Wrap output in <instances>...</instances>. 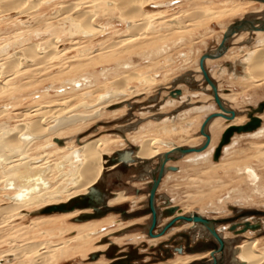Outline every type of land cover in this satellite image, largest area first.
<instances>
[{"label":"rangeland","instance_id":"obj_1","mask_svg":"<svg viewBox=\"0 0 264 264\" xmlns=\"http://www.w3.org/2000/svg\"><path fill=\"white\" fill-rule=\"evenodd\" d=\"M168 1H173V5L164 6L165 8L153 5L146 6L145 10L147 12L167 11L153 18L145 29L139 30L140 34L133 37L131 42L130 40L121 41L122 37H125L122 36V33L132 24L124 23L119 13L112 16L101 13L95 19L96 25L108 26L105 35L97 34L89 37L79 29H72L70 21L61 15L60 11L63 6L76 3L78 0H49L34 15H18L16 13L5 16L0 15V84L6 86L0 91V139L13 133L20 125H30L36 117V109L43 108L42 111H44L46 109L51 110L50 108L53 107L66 108L58 112L59 114L57 112H46L43 115L47 126L53 128V130H60L36 145L37 148L43 142L49 140L54 143L55 148H60V151L48 157L44 152L42 155H37L42 150L38 148L39 151L29 150L20 155L6 149L0 153V167H10L21 162H27L30 157H42L43 162H48L47 165L54 164L63 159V155L65 156L70 152L66 148L81 145L105 135L122 137L127 132L135 134L136 130L142 127L141 131L145 134L141 135L136 140L137 142L131 144L138 146L142 141L153 137L161 140L162 142L157 141L156 145L163 147L174 143V141H180L181 145L184 146H195V144L204 140L200 138V126L206 116L199 114L196 107L206 105L211 108L209 105H216V103L211 97L212 91H205L206 82L203 81L200 71H197L200 57L207 51L218 47L228 24L236 22L247 15L255 14L260 5L248 4L241 2V0H158L157 3L162 4ZM227 2L232 4L241 3L245 8L241 11L227 13L219 20L208 21L205 18L210 12H221L231 7V5H223ZM197 4L201 7V11H204L207 15L204 18L188 21L189 23L186 22L188 27L186 24H181V27L184 25V28H180V24L176 21L169 20L175 15H187ZM163 16L165 19H162ZM156 21L159 23H156ZM50 23H52L51 26ZM253 37L256 39L257 36L254 35ZM52 40L56 41L57 48L62 50V55L60 53L59 58L57 55H52L49 56L50 60L47 57L44 62L36 65L32 58L25 55L23 49L30 46V44L31 46L34 44L39 46L36 47L37 53L52 50ZM247 40L248 35L245 36L243 42L232 44L234 49L230 53V57L211 63L209 65L210 69L218 70L219 66H227L233 62L238 64L243 55L255 46V42H252L251 45ZM114 44L117 46L106 49ZM100 54L101 56H99ZM16 57H21L20 72L10 75L6 71L4 63ZM52 57H54V60ZM48 60L49 62H47ZM128 65L131 66L127 67ZM236 67L242 74L245 73L241 65ZM135 73L151 77V82L147 83L141 79L130 81L127 85L129 90L125 95H118L111 98L106 104H99L97 97L98 94L102 93L103 88L117 87L116 82L122 77L131 76ZM189 74L196 79L193 84L186 81ZM260 80L261 78L254 79L252 83L251 79L237 80L230 74L223 76L221 79L224 95L235 94L238 97V107L236 108L240 118L243 119L240 123L250 121L248 112L251 109L259 108L264 101V80ZM74 81L80 82L81 85L77 86ZM114 89L116 90V88ZM203 89L204 91H202ZM93 90L97 93H94ZM91 91L94 94H91ZM199 91L204 92V94L196 95ZM179 92L181 93L180 98L176 97ZM172 95H175V97ZM84 96L87 97L82 99ZM109 103L110 105L105 107ZM216 108L209 110L215 111ZM93 109H99L102 115L90 118V120L78 121L70 126V120H75L82 115H91L94 113ZM117 109L119 110L117 111ZM257 115L262 119V124L254 132L259 131L264 126V112L257 113ZM173 116H176L175 119ZM159 117L163 120L158 119ZM56 119L58 120L56 121ZM162 122L164 123L162 124ZM187 122L193 123L191 128L188 127ZM164 124L165 126L167 124L169 129L174 127L179 131H184V128L189 130L185 129V133H179L182 138L178 137L180 139L177 140L175 135H164L161 129L157 130ZM225 125L226 122L222 121L218 127L219 131L217 129L214 134L217 135L215 136L216 144L222 136L221 131L225 129L221 126ZM121 126L122 128L127 127V130L121 129ZM122 130L124 131L122 132ZM250 133L252 132L236 133L232 139L236 137L240 139L238 144L235 145V149H232L229 155L221 156L219 161L213 162V157L211 160L199 164H187L178 161L179 168L170 172L173 176L159 189L160 201L162 202L163 195H168L173 198L172 204H176V206L178 204L179 209L185 212L202 211L207 217H228L234 213V208L244 207L249 208V211L264 209V134L256 137L255 134L251 136ZM52 137H56L62 142L52 141ZM33 147L35 148V145ZM129 147V143H126V147L115 145L114 150L105 155L111 156V154L118 151V148L128 149ZM138 151L135 152L134 156ZM157 156L150 158L151 160L139 161L142 162L141 164L151 161L149 164L151 165L150 169L153 171L158 163ZM107 162L105 160V163ZM247 165L255 168L261 176L260 191L251 186L247 174L241 173V169ZM133 166L136 167L138 164ZM130 172L131 168L125 172L120 180L116 178L118 183L115 188H119V186L131 188L126 178ZM135 179H138V176ZM149 179H145L140 187L148 186L146 181H149ZM1 186L7 188V182H2ZM12 191L15 192L4 196L2 195L3 192H0V209L8 206L9 201L15 203L12 197L18 191L13 188ZM127 205L129 207V204ZM25 213L28 214V212ZM110 215L108 218L105 217L107 220L105 224L119 220L120 216ZM33 221L32 215L29 214L28 216L16 218L7 224L0 223V264H40L35 254L32 255L26 253L25 250L22 251L24 247H27V244L49 242L59 244L76 235L78 231V227H75L76 224L68 217L58 218L54 223L43 225L41 228H26L32 225ZM10 227H14V230ZM49 230H51L50 233ZM113 239L111 238V240ZM149 239L142 240L149 243ZM100 240L99 238L96 242L94 239L85 250L67 259L57 261L55 260L56 256L53 255L54 259L50 258L51 262L49 261L48 264L94 263L95 261H89V256L92 254L90 251L99 246L97 243ZM104 240L107 242V239ZM104 240H101L103 244L105 243ZM128 241L130 242L127 243ZM119 243L121 247L128 244L135 246L141 244H137L138 242L136 244L132 243L131 240L125 242L120 240ZM155 244H157L156 241L152 245ZM261 244L264 245V242ZM44 250H40V253H43ZM99 251L103 250H96V252ZM143 262L151 264L148 259L143 260ZM261 264H264V262Z\"/></svg>","mask_w":264,"mask_h":264},{"label":"bare ground","instance_id":"obj_2","mask_svg":"<svg viewBox=\"0 0 264 264\" xmlns=\"http://www.w3.org/2000/svg\"><path fill=\"white\" fill-rule=\"evenodd\" d=\"M48 1L49 0H0V15L5 16V15L12 14V13H16L18 15H23V14L34 15L35 12L37 10L39 11V9L42 8L43 4H45ZM157 2L158 0H92V1L78 0V2L76 3H71L69 5L63 6L60 12H61V15L65 16V18L68 21H70V26L72 29L74 30L79 29L85 34H87L89 37H91L90 35H97V34L101 35L105 33L106 28L108 26H102V25L95 24V19L101 13L108 14L109 16L119 13L120 18L122 19L124 23L128 25L132 24V26H128V29H126L122 33L123 35L121 34L122 36H125V37H122L121 41L124 42V41L130 40L131 42V39L133 37L140 34L138 32L139 30L145 29L151 23L153 18H156L157 16H160L164 12L167 11V10L166 11L158 10L156 12H147L145 10L147 5H153L156 7H164V6L173 5L172 3L173 1L164 2L162 4H158ZM241 2H246L252 5L253 3H255V4H259L260 6L258 9H256L255 14L247 15L244 18H241L239 20L250 18L260 23L264 21V2H260L256 0H241ZM223 5H226V6L231 5V7L226 8V10L221 11V12H210L209 11L210 13L207 16L204 13V11H201L200 9L201 7H199V4H197L195 5V7H193V9H191V11L187 15L186 14L185 16L175 15V16H172L171 19L169 18V20L176 21V23L180 24V28H184V25L183 27H181L182 26L181 24H186V22L193 21L195 19L204 18L205 15L207 16L205 18H207L208 21H214V20H219L224 15H227V13H232L233 11H241L242 9L245 8V6L242 5L241 3L232 4V3L227 2V3H224ZM88 8H90V10H88ZM163 18L164 16L162 17V19ZM157 22L158 21H156V23ZM233 23H230L226 26L224 33L227 31L229 26H231ZM51 25L52 23H50V26ZM246 35H248L247 42L249 44H251L252 42H255V46L250 48L249 51L243 55V57L239 60L238 64L236 62H233L227 66H219L218 70L216 69L212 71L209 69V65L211 63H214L221 59H226V58L228 59L230 57V53L234 49V47H232V44H236V42H240V41L243 42ZM254 35L257 36L256 39L255 37H253ZM34 45L31 46L30 44V46L24 47L23 50H24L25 55L27 57L32 58L36 65L44 62L45 58L49 56L51 57L52 55L53 56L57 55L58 57L59 54L62 52V50H59L57 48L58 46L56 45V41H53V40H52V46H51L52 50H46L45 51L46 53L45 52L37 53L38 52L37 48L39 46L38 45L34 46ZM116 46L117 45L114 44L113 46L111 45L107 47L106 49H111ZM216 49L207 51V52L212 53V52H215ZM99 53H102V52H99ZM99 56H101V54ZM50 57H49V60H50ZM53 58L54 57H52V59ZM49 60L47 62H49ZM20 64H21V57H16L15 59L6 61L4 63V65L6 66L5 67L6 71L9 72L10 75H15L18 71L20 72V69H19ZM238 65L242 66L245 72L244 74H242L240 70L236 67ZM129 66L131 65H128L127 67ZM205 66L208 72L210 73L211 77L216 81L218 88H219L220 96L222 100L224 101L225 106L229 109L235 110L236 116L233 120H228L223 117H218L210 122V124L208 125V133L212 136V140H211L210 146L205 151L194 152V153L187 154L185 156H179L177 154L171 155L173 159L170 160L166 165V172H165V176L163 180H165V178L169 176L171 171L173 172V169L179 168L177 165L178 161L180 162L181 160L185 159L187 160L188 163L199 164L201 162H207L211 160L212 156H213L214 161H219L222 155H229L231 150L235 149L234 147L236 144H238L239 142L238 140L240 139L238 137H236L235 139H232L233 138L232 137L231 141L228 144L224 145L219 158L216 160L215 158L216 152L222 141L225 131L231 126H234V125L240 126V125L247 124L249 122L248 121L247 123H244V122L240 123V121H243V119L240 118L239 116L240 114L236 108L238 107L237 105L238 97H236L235 94L224 95V92L222 91L221 79L223 78V76L230 74L234 79H237V80L238 79H247V80L251 79L252 83L254 79L261 78V80L262 79L264 80V31L244 30L239 33H236L228 41L227 52L220 58L207 59L205 62ZM197 71H200L203 77V81L206 82L203 72L200 67V60H199V66H198ZM136 79L145 80V82L147 83L151 82L150 80L151 77H148L146 75L136 74V73L131 76L128 75L127 77H122V79H120L119 81L117 80L118 82H116L117 87H114L116 88V90L114 88H109V89L103 88L104 90H101L102 93L98 94L99 96L97 97L99 99L98 101L100 102L99 104H106L113 97H116L118 95H125L127 93V90H129V86H127L128 82L136 80ZM194 80L196 79L193 78L191 74H189L188 77L186 78V81L192 84ZM76 84L77 86L81 85L80 82L79 83L76 82ZM205 86H206L205 91H212L211 86L207 82ZM4 87L6 86H4L3 84H0V91H2ZM96 90H99V89H96ZM202 91H204V89ZM95 92L97 93V91H94V93ZM90 93L94 94L92 93V91ZM82 94L84 95V93ZM197 94L201 95V94H204V92L199 91L196 93V95ZM180 95L181 93L179 92L177 93L176 97L180 98L179 97ZM211 95H212L211 97H213L214 99L213 91ZM86 97L87 96H84L82 97V99L83 98L85 99ZM173 97H175V95ZM214 103H216L215 99H214ZM79 104H83V103H79ZM109 105L110 103L107 104L105 107ZM209 106L214 109L215 107L217 108L215 111H211L209 110L211 108H208V106L206 105H198V107H196V111L199 114L201 113L202 115L206 117L214 112L220 111L217 103L216 105L210 104ZM42 109L43 108L35 110L36 117L30 123V125H20L18 126V129L16 128H15L16 130L14 129L15 131H13V133H10L7 137L0 139V153L8 149L9 151L20 155V154L26 153L29 150L30 151L37 150L38 148L42 150L38 152L37 155H42V153L44 152L46 153L45 155L49 157V156H52L54 153L60 151L59 150L60 148H55V145H53L54 143L49 140H46L45 142H43L39 146L40 148L39 147L36 148V145L39 144L41 140H44L47 137L50 138V136H53L55 132L60 130V129L53 130V128H50L49 126H47V123L44 122L43 115H45L46 112L47 113L48 112L58 113V112L65 110L66 108L65 107H62V108L53 107V108H50L51 110L46 109L44 111H42ZM118 110L119 109H117V111ZM93 112L94 113L91 115H87V116L82 115L81 117H78L75 120H72V121L70 120V123H69L70 126L78 121H85L88 119L90 120V118L100 117L102 115L99 109H96ZM263 112L264 110L260 111L259 108L253 109V110L251 109L248 112V118L250 119V121L252 120L253 117L260 118V116H258L257 113H263ZM252 113L254 114L252 115ZM160 117L158 119L163 120ZM175 117L176 116H173L174 119ZM57 120L58 119H56V121ZM222 121L226 122V125H225L226 127L221 126L222 128L224 127L225 129L221 131L222 136L220 140H218V145L216 146L215 136L217 135H214V134L216 130L218 129L219 124L222 123ZM163 123L164 122H162V124ZM187 124H188V127L190 128L193 125L192 122H187ZM121 129L127 130V127L122 128L121 126ZM141 129H137L135 134L134 133L131 134L127 132L128 134L126 133L125 135H122V137L120 136L114 137V136L105 135L95 140L87 141L86 143H83L81 145H75L74 147L66 148L67 150H70V152L66 154L65 156L63 155L62 157L63 159L59 161L56 160L58 162H55L54 164L51 163L50 165L49 164L47 165L48 162L47 161L43 162L42 157H35V158L30 157V159L27 162H21L20 164H15L10 167H7V166L3 168L0 167V192H3L2 195L3 196L7 194L11 195L12 193H14L15 191H12V188L18 191V193L14 197H12V200L15 203H12L11 201L8 200L10 204L0 209V223L1 224H7L9 222H12L16 218L24 217L25 215L28 216L30 214L32 215L34 221L32 225L26 228H29V227L31 229H34L36 227L41 228L43 225L52 224L54 223L55 220H57L58 218H62V217L70 218L72 222L76 224L75 227H78L79 232L77 231L76 235L69 237L68 239L62 241L59 244H54L51 242L32 244V245L27 244L26 245L27 247H24L22 251L25 250L26 253H31L32 255L35 254L40 264H48L50 261V258L54 259L52 257L53 255L56 256L55 260L57 261H60L61 259H67V258L73 257L75 254L80 253L83 250H85L87 247H89L94 239L97 242L98 239L100 238L101 240L107 239V242L106 240H104L105 243L103 244V242H101L100 240L97 243V245L99 246H97L95 250L90 251L92 252V254H90L89 256V261H95L94 263H91V264H111L115 262L116 260H118V258L111 259L106 256V252L109 250L111 246H117L119 248L118 255H120L122 252H129L132 249H137L140 254L145 255L144 258L137 259L132 264H137L138 261H141L140 264H148L147 262H143V260H145L146 257L150 255V253L160 254L161 252H164V250H167L170 255L168 256L165 255L163 256V258L161 256H158V257H161L160 261L154 260V261H151L150 263L154 264V263L161 262V261H167L169 259L174 258L176 254H181V255H178L172 261H169L168 263H160V264H188V263L189 264H212V261H213L212 252L214 251L213 249L206 250L203 252H196V253L186 252L185 248H186L187 238L184 237L183 234H187L189 236L191 246H194L195 244L201 241L203 242L211 241L215 244H218V240L212 235L210 230L205 225L198 223V222L179 220L163 236L154 238L149 235V227H150L151 220H152L151 214L132 218V219H124L122 218V215L120 213L110 212L100 218L78 221L76 220V218H78L82 214L94 212L93 209H76L70 212L43 213V210H45V208L49 206L67 203L72 198L87 194L91 187L99 184L103 180H106L108 184H110L113 178H115L116 176H119V177L122 176L117 171V169L121 166V163L116 164L111 167H107L106 166L107 163H105V160H107V157H106L107 155L105 154H110L111 151L114 150L115 145H119V146L123 145L126 147V143H129L130 145L129 148L136 147L135 152L139 150L136 156H134V162L130 164L131 172L126 177L131 188H123L119 186V188L113 189L112 190L113 195L108 197V204L109 206H118L124 203L129 204V212H134L136 210L146 208L148 206V200H149V189H150L151 184L153 183L154 176L158 175V169L160 168L161 159L164 156V154L171 152L173 149L177 147H200L206 141V137L200 133V138H203L204 142L198 146H184V145H181L180 141H178L179 143L174 141V143L168 144L163 147V146L156 145V142L161 141V140H158L157 137H153L145 141H142L139 144L137 143L139 146L138 147L131 143L137 142L136 140H138L141 135L145 134V132L141 131ZM159 129H161L164 135L166 134L175 135L176 139L178 140L182 138L179 133H182V132L185 133L186 132L185 129L187 130L188 128H184L183 129L184 131H181V130L179 131L174 127L169 129L167 127V124L166 126L164 124V126H162L161 128H158L157 130ZM123 131L124 130H122V132ZM200 131H201V128H200ZM254 131H252L250 135L252 136L255 134L254 136L260 137L264 134V126L261 129H259V131L257 132H254ZM242 133H248V132H242ZM52 141L59 143L60 140L54 137ZM34 145H35V148L33 147ZM123 149L125 148H122V149L118 148L117 150H123ZM156 155H158L156 158L158 160V163H157L156 168L154 167L153 171L150 169L151 165L149 163L151 161L146 164L145 163L141 164L142 162L139 161V160H148ZM11 162H14V161H11ZM134 164H138V166L134 167L133 166ZM241 170H242L241 173L247 174V177L251 182L250 183L251 186H254L255 190L260 191L259 184L261 183V176L257 173L256 169L250 165H247ZM137 176H138V179H135L137 178ZM145 179L147 180L149 179V181H146L148 183V186L144 188L142 187L140 188L142 183H144ZM5 181L7 182V186L10 187V189H8V187L5 188L1 186L2 182H5ZM137 189L141 190L142 192L139 194L136 193L135 191ZM158 193H159V190H158ZM158 193H157V198H156V207L158 210V226L155 229V231L157 230L158 231L157 233L154 231L155 234H159L161 230L164 228V226L176 216H192L194 214H198L203 217L214 220L215 222L214 225L216 227V230L218 231L219 235L225 241V245H226L225 249L223 251H220V252L218 251L215 253V256L220 261V264H261L264 262V245L261 244L264 242V214H255V213L252 214L249 212V208L243 207V208H234L233 209L234 213L228 217H212V216L207 217V215L203 214L202 211L185 212L184 210L179 209L178 204L177 206L176 204L174 205L172 204L173 198L169 197L168 195H163L165 196L163 200L161 199L163 202L162 204H159L160 199L158 202ZM130 204H132L131 207H130ZM139 205L140 207L138 209L132 210V207H137ZM172 208H176V210L174 212H171ZM263 210L264 209L259 210V211L264 212ZM25 212H28V214H26ZM110 214H116L118 215V217L120 216L118 218L119 220L115 222L112 221L113 223L105 224L107 221L106 218L110 217L111 216ZM10 228L14 230V227H10ZM22 229H25V228H22ZM48 232L50 233L51 230H49ZM106 234L108 235L105 236ZM146 236L147 238H150L149 239L150 244L155 243V241L158 243L160 240H164V242H161L157 244L156 246H150L147 241L142 242L138 246H135L133 244H128L124 247L119 246L120 240H122V242L131 240L132 243L136 244V242L139 243L140 240L146 238ZM111 238H114V239L111 240ZM129 242L130 241H128L127 243ZM168 244H173L176 247L174 250V253L170 250V248H165V245H168ZM159 246H161V249ZM42 249H45V250L43 253H40V250ZM96 250L97 251L103 250V251L96 252ZM145 250H148L147 254L145 253ZM94 254H98V256L93 259L92 255ZM182 254H189V255L182 256ZM104 257L105 259H103ZM155 257L157 259V256ZM204 257H208V258H204ZM199 258H203V259L197 260Z\"/></svg>","mask_w":264,"mask_h":264},{"label":"water","instance_id":"obj_3","mask_svg":"<svg viewBox=\"0 0 264 264\" xmlns=\"http://www.w3.org/2000/svg\"><path fill=\"white\" fill-rule=\"evenodd\" d=\"M260 2H264V0H256ZM260 25H259V24ZM244 30L249 31H264V21L263 22H257L253 19H242L239 21L234 22L227 31L224 33L223 39L218 45L215 52H207L203 54L200 58V67L203 72L204 78L206 82L211 86L215 102L217 103L220 111L214 112L206 117L204 120L200 133L206 137L205 143L200 147H177L173 149L171 152H168L164 154V156L161 159L160 168L158 169V175L154 176L153 183L150 186L149 189V200H148V206L146 208L136 210L134 212H129V207L127 204L124 205H118V206H109L108 204V197L113 195L112 190L115 188V185H117L118 180L121 179V177L130 170V164L134 162V153L136 150V147H131L125 150H118L114 152L111 156L107 157V167L114 166L116 164L121 163V166L117 169V171L122 176H116L113 178L110 184L106 180H103L99 184L93 186L90 188L89 192L84 195L77 196L75 198H72L69 202L58 204V205H52L45 210H43V213H51V212H70L76 209H93L94 212L92 213H86L82 214L76 220L83 221V220H90L94 218H100L105 216L106 214L110 212H116L120 213L122 215V218L124 219H132L144 215H152L151 224L149 227V235L151 237H160L163 236L171 227L174 226V224L177 223L179 220H186V221H194L201 223L205 225L212 235L218 240V244H215L211 241L209 242H198L194 246L190 245V239L187 234H183L184 237L187 238L186 242V251L190 253H196V252H203L206 250L213 249L212 252L213 261L212 264H220L219 259L215 256L216 252L223 251L225 249V241L224 239L219 235L218 231L215 227L214 220L210 218L203 217L198 214H194L192 216H176L175 218L171 219L161 230L159 234H155L154 231L158 226V210L156 207V198L157 193L160 188V185L162 183V180L165 176L166 172V165L167 163L172 160V156L174 154H177L179 156H185L190 153L194 152H203L205 151L211 144L212 136L208 133V125L212 120L218 117H223L228 120H233L236 116L235 110L229 109L225 106L224 101L222 100L219 88L216 83V81L211 77L210 73L208 72L205 62L207 59H216L222 57L228 50V41L236 34ZM259 110H264V102H262L259 106ZM230 114V116H229ZM254 113H252L253 115ZM262 124V120L258 117H253L251 121H249L247 124L244 125H234L229 127L222 138V141L217 149L216 152V160L219 158L222 148L224 145L228 144L231 141V138L235 135V133H242V132H252L256 129H258ZM175 170V169H173ZM117 178V179H116ZM136 193H141L142 191L137 189L135 191ZM176 208H172L171 212H174ZM252 214H264V212H261L259 210H250L249 211ZM161 249V246H159ZM167 253V251L165 250ZM119 248L117 246H111L109 250L106 252V256L111 259H117L115 262L111 264H132L137 259L144 258V254H140L137 249H132L129 252H120L121 254L118 255ZM169 255V254H168ZM98 254L92 255V258H96Z\"/></svg>","mask_w":264,"mask_h":264},{"label":"flooded vegetation","instance_id":"obj_4","mask_svg":"<svg viewBox=\"0 0 264 264\" xmlns=\"http://www.w3.org/2000/svg\"><path fill=\"white\" fill-rule=\"evenodd\" d=\"M213 157V156H212ZM141 188V187H140ZM159 194V193H158ZM164 197L165 196H163L162 197V200L164 199ZM158 202H159V195H158ZM163 202V201H162ZM162 202L160 201V203L159 204H162ZM132 205V204H131ZM140 206V205H139ZM139 206H137V207H132V210H136V209H138L139 208ZM258 210H262V209H258ZM264 211V210H263ZM158 231V230H157ZM157 231H155L156 233H157ZM146 238H147V236H146ZM146 238H144V239H146ZM148 239V238H147ZM142 242H144V240H140V242L139 243H137V244H140V243H142ZM161 242H164V240H160L157 244H159V243H161ZM157 244H155V245H152V244H150V246H156ZM165 248H170V250L174 253V250H175V246L173 245V244H168V245H165ZM106 249V248H105ZM186 249V248H185ZM167 251V250H166ZM187 252V251H186ZM145 253L147 254L148 253V250H145ZM168 254H169V252L167 251V253L165 252V250H164V252H161L160 254H156V253H150V255L149 256H147L146 257V259H148V260H150V261H154V260H156V261H160L161 260V257L163 258V256H168ZM170 255V254H169ZM178 255H181V254H176L175 255V257L174 258H172V259H169V260H167V261H161V262H157V263H154V264H160V263H168L169 261H172L173 259H175ZM184 255H189V254H182V256H184ZM190 255H192V254H190ZM155 256H157V259H156V257ZM158 256H161V257H158ZM151 257H152V259H151ZM208 257H210V256H208ZM208 257H204V258H208ZM101 258V257H100ZM203 258H199V259H197V260H202ZM99 260V259H98ZM97 260V261H98ZM194 261H196V260H194ZM140 262L141 261H138L137 262V264L139 263L140 264ZM191 263V262H190ZM189 264V263H188Z\"/></svg>","mask_w":264,"mask_h":264},{"label":"crops","instance_id":"obj_5","mask_svg":"<svg viewBox=\"0 0 264 264\" xmlns=\"http://www.w3.org/2000/svg\"><path fill=\"white\" fill-rule=\"evenodd\" d=\"M209 69H210V66H209ZM210 70H211V69H210ZM212 71H214V70H212ZM200 128H201V127H200ZM203 142H204V140L200 141V143L198 142L197 144H195V146H198V145L202 144ZM217 145H218V143L216 144V146H217ZM222 156H223V155H222ZM181 161H183V162L189 164V163L187 162V160H185V159H184V160H181ZM213 162H214V160H213ZM172 176H173V174L170 173L169 176L166 177L165 180H163V182H162L160 188H162V186L166 183V181H167L168 179H170ZM221 217H222V216H221ZM223 217H226V216H223Z\"/></svg>","mask_w":264,"mask_h":264}]
</instances>
